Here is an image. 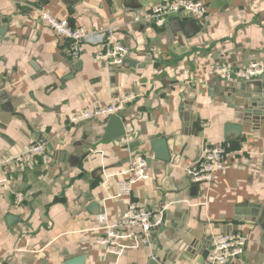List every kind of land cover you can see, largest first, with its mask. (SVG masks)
<instances>
[{
	"label": "crops",
	"instance_id": "1",
	"mask_svg": "<svg viewBox=\"0 0 264 264\" xmlns=\"http://www.w3.org/2000/svg\"><path fill=\"white\" fill-rule=\"evenodd\" d=\"M193 1L205 18L179 13L156 27L141 16L166 0H0V264H208L221 233L247 240L240 264H264L250 208L264 207V94L211 72L264 63V0ZM37 10L84 29L86 41L58 39ZM101 34L134 66L98 60ZM123 98L125 137L101 140L110 116L69 122ZM40 144L46 159L19 160ZM205 145L222 147L225 170L194 186L184 169ZM134 155L146 157L148 179L112 199ZM129 202L162 210L163 223L151 247L104 260L97 215L116 218Z\"/></svg>",
	"mask_w": 264,
	"mask_h": 264
},
{
	"label": "built area",
	"instance_id": "2",
	"mask_svg": "<svg viewBox=\"0 0 264 264\" xmlns=\"http://www.w3.org/2000/svg\"><path fill=\"white\" fill-rule=\"evenodd\" d=\"M184 13L190 19L201 20L207 15L206 6L193 0H166L165 4L145 12L144 20L153 21L156 27H161L170 16ZM32 18L49 28L58 39L71 42L77 48L87 39L84 29L72 27L66 18H58L48 11H35ZM140 18H135L138 22ZM98 42L104 45V52L96 55L100 61L113 67H121L128 57L129 50L120 43L111 42L105 35H96ZM214 77L228 82H246L259 78L264 74V63L251 62L244 68H232L226 64H216L211 70ZM127 98L117 104L77 113L70 117L71 125H78L92 118L115 115ZM35 156L46 159L45 144L34 146L27 150L21 159L29 160ZM226 153L217 145L202 147L197 161L187 162L185 172L194 186H210L218 175L225 170ZM148 179L146 157L134 155L129 159L125 177L119 178L113 189L112 199L128 198L132 195L135 184ZM21 195H16L15 204L21 203ZM162 210L146 209L138 202H129L123 213L109 219L106 212L97 215V223L101 230L97 244L102 248L104 260L108 257L118 259L126 250H136L152 246L153 232L163 223ZM247 240L239 234L221 233L213 237L207 254L208 264H240L241 256ZM150 260H155L151 258ZM157 261V260H155Z\"/></svg>",
	"mask_w": 264,
	"mask_h": 264
},
{
	"label": "water",
	"instance_id": "3",
	"mask_svg": "<svg viewBox=\"0 0 264 264\" xmlns=\"http://www.w3.org/2000/svg\"><path fill=\"white\" fill-rule=\"evenodd\" d=\"M6 31L5 27L0 28V43L2 42V37L4 36ZM134 66L133 62L129 60H125L122 66ZM241 89L247 94L255 95L257 97H262L264 94V74L259 78L251 81L241 82ZM125 137V130L121 119L117 115H111L108 118L106 126L103 130V135L101 136V140L103 142H110L112 140L120 139ZM132 146L129 147V149ZM250 208L255 210L256 217L259 216L257 221H262L263 229H264V207L259 206H251ZM149 264H159L155 260H150Z\"/></svg>",
	"mask_w": 264,
	"mask_h": 264
}]
</instances>
